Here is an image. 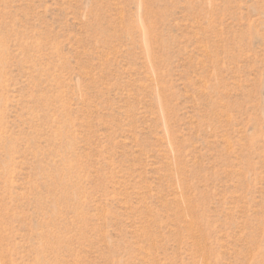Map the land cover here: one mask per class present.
Here are the masks:
<instances>
[{
    "label": "rangeland",
    "instance_id": "obj_1",
    "mask_svg": "<svg viewBox=\"0 0 264 264\" xmlns=\"http://www.w3.org/2000/svg\"><path fill=\"white\" fill-rule=\"evenodd\" d=\"M0 264H264V0H0Z\"/></svg>",
    "mask_w": 264,
    "mask_h": 264
}]
</instances>
